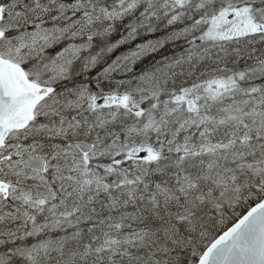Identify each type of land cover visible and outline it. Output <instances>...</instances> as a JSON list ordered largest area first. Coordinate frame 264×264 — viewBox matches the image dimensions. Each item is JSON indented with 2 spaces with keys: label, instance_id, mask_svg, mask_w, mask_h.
<instances>
[{
  "label": "snow or ice",
  "instance_id": "snow-or-ice-1",
  "mask_svg": "<svg viewBox=\"0 0 264 264\" xmlns=\"http://www.w3.org/2000/svg\"><path fill=\"white\" fill-rule=\"evenodd\" d=\"M0 264H264V0H0Z\"/></svg>",
  "mask_w": 264,
  "mask_h": 264
}]
</instances>
